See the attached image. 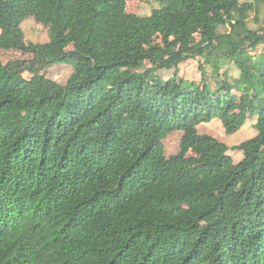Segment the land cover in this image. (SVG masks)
Listing matches in <instances>:
<instances>
[{
    "label": "trees",
    "instance_id": "obj_1",
    "mask_svg": "<svg viewBox=\"0 0 264 264\" xmlns=\"http://www.w3.org/2000/svg\"><path fill=\"white\" fill-rule=\"evenodd\" d=\"M153 1L0 0V264H264V0ZM31 18L48 42L26 40ZM3 50L73 72L27 79ZM255 117L233 147L197 130Z\"/></svg>",
    "mask_w": 264,
    "mask_h": 264
},
{
    "label": "rangeland",
    "instance_id": "obj_2",
    "mask_svg": "<svg viewBox=\"0 0 264 264\" xmlns=\"http://www.w3.org/2000/svg\"><path fill=\"white\" fill-rule=\"evenodd\" d=\"M246 1V0H245ZM160 8V4L154 2L153 0H127V12L132 14H138L140 16H146L151 14L153 9ZM255 14H251V21L254 20ZM253 27L260 28L264 27V6L262 7V14L259 19V24H254ZM22 29L24 31L26 40L33 43H46L51 38V32L49 28L41 26L34 19H27L22 24ZM223 32H229L230 28L225 27ZM256 53H260L258 50ZM3 59L5 64L10 65V69L22 74L25 78H30L32 75L43 74L46 77L60 83L65 84L70 75L73 72V68L66 64H56L52 67H43V64L36 62L32 54H25L17 50H3ZM230 71V76L232 78L239 77V70L229 62L222 68H220V75L224 72ZM159 75L163 79H169L174 75V71H161ZM180 75L189 80L201 81L202 73L198 68V60H190L180 67ZM213 77L212 67H208V75L206 79ZM215 83L212 82V86ZM257 123V117L247 121L245 126L237 133L229 135L226 134L223 125L220 120L214 119L209 123H202L197 127L200 134H207L215 137L220 142L233 147L243 143L246 140H250L257 136L258 131L255 128ZM181 132H176L171 134L165 144L166 152L168 155L175 154L179 150V143L182 138ZM229 154L232 156L235 163H238L243 158V153L241 151H230Z\"/></svg>",
    "mask_w": 264,
    "mask_h": 264
}]
</instances>
